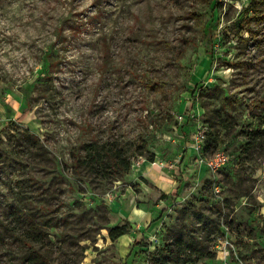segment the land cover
<instances>
[{
	"label": "rangeland",
	"instance_id": "obj_1",
	"mask_svg": "<svg viewBox=\"0 0 264 264\" xmlns=\"http://www.w3.org/2000/svg\"><path fill=\"white\" fill-rule=\"evenodd\" d=\"M261 217L264 0H0V264H264Z\"/></svg>",
	"mask_w": 264,
	"mask_h": 264
},
{
	"label": "trees",
	"instance_id": "obj_2",
	"mask_svg": "<svg viewBox=\"0 0 264 264\" xmlns=\"http://www.w3.org/2000/svg\"><path fill=\"white\" fill-rule=\"evenodd\" d=\"M97 149L98 147L95 145L86 146L87 156L91 160V162L88 163L89 167L93 168L92 170H95L97 174L99 173L102 176H112V178H115L121 177L129 171L130 159L126 156L125 151L120 146L110 143L100 147V152L97 151ZM139 156H142V152L139 153ZM97 157H99V159ZM161 198L167 199V196L161 195ZM176 199L177 196L173 195L172 201H175ZM261 219H264V217H261ZM151 223L155 224V220L151 221ZM31 226L33 225L31 224ZM130 229L131 225L129 222L124 221L123 225L110 227L108 230V237L110 240L115 241L126 235ZM21 241L25 243L28 242L24 239ZM33 258V261L29 259L31 262H23L19 264H43L45 262V257L40 253L36 252L33 254ZM211 258L212 257H207L205 260ZM158 262V264H167V261L163 256L158 259Z\"/></svg>",
	"mask_w": 264,
	"mask_h": 264
},
{
	"label": "built area",
	"instance_id": "obj_3",
	"mask_svg": "<svg viewBox=\"0 0 264 264\" xmlns=\"http://www.w3.org/2000/svg\"><path fill=\"white\" fill-rule=\"evenodd\" d=\"M179 121H182L184 119H182V116H179ZM199 146L194 147V151L198 152L199 151ZM228 163V157L227 155H225L224 153H216L214 154L212 157H210L208 160H206V167L208 168V170L215 174L217 172H219L226 164ZM230 247L231 245L229 244L228 241H225L223 243V247L219 249H221L220 252V257L218 258L219 261L217 264H230L231 262V253H230ZM213 263L212 261H210V264Z\"/></svg>",
	"mask_w": 264,
	"mask_h": 264
}]
</instances>
